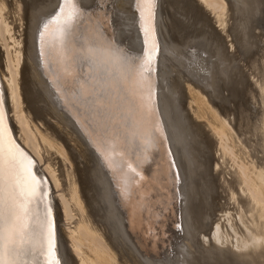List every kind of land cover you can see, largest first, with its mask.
<instances>
[{"label": "bare ground", "instance_id": "obj_1", "mask_svg": "<svg viewBox=\"0 0 264 264\" xmlns=\"http://www.w3.org/2000/svg\"><path fill=\"white\" fill-rule=\"evenodd\" d=\"M47 1L51 5H47L49 9L39 17L35 16L36 0L0 1L2 11L7 3L11 6L10 12L17 16V19L26 18L29 13V18L33 21L31 32L25 34L26 61L21 70L18 68V62H13L6 45L3 50L0 42V100L4 101V122L0 125V137L3 139L4 148L18 156L24 169H28L31 162V172L43 181L39 199L32 208L35 215L48 216L60 264H78L72 255L74 251L71 253L70 248L69 251L66 250V247L70 246L78 249L80 244L77 239L86 242L96 264H152L158 260L162 262L161 259L167 261L169 258L174 260V264H193L187 254L178 252L176 255L172 252V245L176 235L180 233L182 220L185 227L189 228L190 220L193 225L199 223L201 212L194 202L192 179L187 181L182 150L178 147L173 132V126L179 121L180 110L186 112L193 138L206 153L204 169L206 174H209L206 186L212 191L211 197H218L219 188L227 193L231 192L232 195V191L236 192L233 203L242 205L237 208L238 214L242 215L241 222L244 226L250 229V234H246L243 229V232H239V228H236L235 231L241 235L234 245L239 250L237 251L233 249L234 246L229 247L230 238L226 236L228 232L224 225L223 234L217 236L216 229H213V226L215 228L218 224L216 219L209 228L216 232L208 230V235H213L214 240L215 253L211 258L217 259L219 264H264V243L260 244V238L264 241V207L251 199L252 196L256 197V190L252 195L253 189L256 188L252 189L251 198L246 192L245 195L242 193L247 189L240 188L242 181L238 183V179L241 177L236 178L240 174L236 176L235 171L233 174L230 168L224 166L229 159L216 148L219 138L216 137L217 134L214 136L209 128L211 126L213 131L228 139L233 149L235 145L244 146L239 147L241 156H236L241 158L242 167L249 165L250 160L246 159L257 157L251 142L252 137L247 139L246 132L249 133L250 130L245 129L248 104L253 100L257 113L253 128L257 133L261 124L260 70L255 71L252 66L251 69L247 68L246 59L245 31L248 29L245 27V20H248V17L244 8L249 0H192L193 4H188V9L200 20L202 29L198 30L200 35L205 36V43L195 46L189 58L190 62L185 67L184 76L178 84L171 75L175 24L169 8L166 7V14L163 12L167 0H153L151 4L145 0H64L61 7L63 11L60 9L51 19L49 18L55 14L60 0ZM171 1L167 2L169 7ZM256 1L251 5H257ZM192 5L196 6L195 9ZM70 12L74 13L73 23L67 31L65 44L58 46L53 25L48 22L63 18ZM1 13L0 36L7 39L9 29ZM46 20L47 27L44 25L39 37L41 25ZM217 22L223 25L222 27L220 24L221 29L215 27ZM145 29H148L147 34ZM207 38L209 42L214 43L217 57L220 55L221 64L225 67L223 71L215 67L217 57H214L211 46L207 44ZM153 45V70L145 72L141 77V66L147 53L153 50ZM199 47L205 50L207 59L199 53ZM208 48L209 51L206 50ZM93 64L96 69L110 67L113 72L125 73L123 90L119 95L109 98L111 111L119 121L113 122L119 135L110 140V150L102 143L97 123L78 95L82 89L95 83L96 72ZM247 69L257 77L253 87L250 84L254 97L251 102L250 96L248 97L250 88L248 78L246 79V71H249ZM192 70L197 71L199 76L194 77ZM251 74H248V77ZM262 88L264 90V87ZM179 92L182 95L181 106L176 104ZM262 95L264 96V91ZM10 111L14 114L15 123L20 125L19 129L13 125ZM129 116L132 119L131 128L126 123ZM122 117L124 119H121ZM198 118L205 121H199ZM28 120H31V123H51L58 134L56 139H53L54 143L44 137L38 142L30 130ZM262 123L264 132V119ZM15 130L21 132L20 138ZM251 131L253 132L252 129ZM257 136L259 138V135ZM257 136L255 139L260 140ZM237 139L242 142L237 144ZM225 144L228 145L226 142ZM65 150L76 163V169L68 168L65 160L58 158L61 156L66 159ZM254 152L257 155L253 157L251 153ZM184 156L189 159L188 150L184 151ZM220 157L224 159L222 163L219 162ZM43 158L47 164L45 170L48 176L44 173L45 170L42 172L36 168V159L43 162ZM56 165L64 187L60 191L63 193V214L66 219L73 218V211L79 216L77 237L73 231L68 232V228L66 230L62 228L65 226L57 223V219L62 220L64 216L62 212L59 213L58 203L54 202L55 199L50 194V179L56 189L60 187L51 168ZM258 169L259 173L256 174L259 180L253 181L258 187L262 184L261 190L264 193V170L260 180V164ZM246 171L243 170L242 175L248 172ZM225 173H231L232 178L224 177ZM218 202L213 198L205 211L215 216L221 205ZM68 224L70 226V223ZM194 228L196 230V226ZM167 232L169 239L166 240L163 237ZM206 237L209 238L205 236V239ZM248 240H258V243L243 247L242 244ZM175 243L178 244L177 241ZM45 260L46 258L34 259L33 254L26 253L19 264H45Z\"/></svg>", "mask_w": 264, "mask_h": 264}, {"label": "rangeland", "instance_id": "obj_2", "mask_svg": "<svg viewBox=\"0 0 264 264\" xmlns=\"http://www.w3.org/2000/svg\"><path fill=\"white\" fill-rule=\"evenodd\" d=\"M7 1L10 2L11 0H7ZM36 1H37L36 2L37 5L35 7L36 9L34 8L35 9V16L39 17V16H42L43 14H45V11L49 9L48 6H50L51 4H49V2L47 0H36ZM168 1L169 0H167L166 3L164 4L163 12L166 14V12H167L166 7H168L169 10H170V14H173V18L172 19H173L174 24H175V30L173 31L174 48H173V56H172V60H171V68H172V74L171 75L173 76V79L177 83L184 76V71L186 70L185 67L190 62L189 58L191 57V53L194 51L195 46L198 45V44H201V43L202 44L205 43V38H204L205 36L203 34L200 35V33H199L200 31L198 29H200V28L202 29V26H201V24L199 22L200 20L198 19V16L195 13L192 14V11H190V9H188V4H190V2L193 4L192 0H172V1L170 0L172 2V4L170 5V7L168 6V3H167ZM250 1H251V3H250ZM253 1L254 0L247 1L246 2V7L247 8L246 7L244 8V10L247 11V12L245 11V15H246V17H248V20H247V18L245 20L246 21L245 22V27L248 29V30H246V28H245V30L247 31V32L245 31V33H247L246 36H245V39H246V45L245 46H246V50H247L246 51V59L248 61V67L247 68L251 69V66H252V68L254 67L253 69L255 71L260 70L259 71V76H260V96L261 97H260V112H259V117H260V123L261 124H260V131L258 132L259 133L258 134L257 133V130L254 129L255 127H254V123H253V122H255L257 120V118H256V116H257L256 114L257 113H256V106L254 104L255 101L254 100L252 101V99H254V97L252 95L253 92L251 91V88L253 87L252 85L254 83H256V81H257V77H255L254 74L252 75L251 74L252 72H250V70L247 69L249 71H246V72L248 74H251L253 76V78H252L251 75H249V77H248V74L246 73V79L248 78L247 79L248 80V88H250L249 89V92H248V97L250 96L249 97V102L252 101L254 103L251 102V104H248L249 107L247 109V116H248L247 119H250V120L245 119V124H246V127H247L245 129L247 130L249 128L248 129V130H250V131H248L249 133L246 132V135L248 137L247 139L249 140V137H252V139H251V142L253 143L252 145L254 146L255 151L258 154L257 155L256 152L251 153V155L253 157H254L255 154L257 155V157H254V159H253L252 157L248 156V158L249 157L250 158L249 159H246V161L250 160L249 162L250 163H253V160H254L255 163H253L251 165L249 163V165H245V167H242L243 166L242 165L243 162L241 161V158L236 157L237 154L238 155L242 154L241 149L239 150L240 145H242V144H239L240 142H242L241 139H240V142H239V139H237V142H238L237 144H239V146H237V145H235L233 143L235 145L234 146V149H233L232 148V144L230 145V142L228 141V139H226L225 137L220 136L218 133H216V131H213V128H211V126H209V128H210V130H212L213 135L214 134H217L216 137L220 139V140L218 139L217 142H216V148H218L229 159L224 166H227L228 168H230V170L233 171L232 172L233 174H235L234 173V171H235L237 173L236 176H238V174L241 175V176L239 175L238 177L235 176L237 179L239 177H241L240 179H242V180L238 179V183H240L242 181L239 184L240 185V188L242 190H245V189L248 190V191L245 190L244 192L242 191V193L244 194L246 192L249 195V197H250V196H252V195H254L256 193L255 192V190H256L257 191V193L255 194L256 197L252 196V198L251 197L250 198L252 199V201H256V203H258L259 206L261 205L262 207H264L263 206L264 205L263 204L264 203V198H262V197H264V193L261 190L262 189V184L259 185V187H260L259 188L258 187V184L254 182L255 180H259V179H257L259 177L256 174V173H259V169H258L259 164H260V180H261V175H262L263 170H264V162H263L264 161V132H263V123H262L263 122V119H264V98H263L264 96L262 95V93L264 91L263 88H262V87H264V80H263L264 79V2H263L264 0H257V1L255 0L256 1V4H257L255 6H253L254 5V2ZM251 4H253V5H251ZM192 6L195 9L196 6H194V5H192ZM4 9L5 10H3V11L0 9V13L1 12L3 13V19L6 22L7 28L9 29V31H8L9 33L6 34L7 37H9V38L3 39L0 36V42L2 43V49L3 50H5V45H6V47L10 51V55L12 57L13 62L17 61L18 62V68H19V70H21V67L23 66V64L26 61L25 60L26 55H25V52H24V48H25V38H26V35H27L26 33L27 32H31V29L30 28L33 25V21H31V19L29 18L30 17L29 16L30 15L29 13H28V17L23 18V19H21V18L18 17L19 19H17V16L15 17V15H13V13L10 12L11 6L9 4H7V3L5 4ZM30 13H31V10H30ZM248 13H249V15H248ZM37 20H38V18L36 19L35 23L37 22ZM217 23L215 24V27L217 29H221L223 27V25L221 24V22H217ZM220 24L222 25V27H221ZM187 32H189V33L186 34ZM207 41H208V38H207ZM207 44H209V46H211V48L213 50L212 52H214V57L216 58L217 55L215 54V52H217V50L216 49L214 50V46H215V45H213L214 43L212 41H210V42L208 41ZM200 49H197V50H200ZM206 50L209 51V48L206 49ZM159 51H160V49L158 50V52ZM197 52L198 51H196L195 54H197ZM204 52H205L204 49H201L199 51V53L202 55V57H204L205 59H207L208 58L207 57V54L204 53ZM250 53H252V54H250ZM219 57H220V55L215 59L216 64L218 63L217 65L215 64V67H217V69H219V71H223L224 70L223 68H225V67H224V64H221L222 61H221V59ZM259 59H260V61H259ZM260 62L262 63V65H261ZM163 66H164V64L161 65V67H163ZM255 67H256V69H255ZM192 71H191V74L194 77L199 76V74L197 73V71H195V70H192ZM235 71H236V69H235ZM219 75L222 77L221 74H219ZM250 76H251V78H250ZM19 77H20V73H18V78ZM5 79L7 80L8 77H6ZM250 84H251L252 87H250ZM177 88H178V85H177ZM252 90L254 91V88ZM261 90H263L262 93H261ZM176 97H177L176 104L178 105V103H179V105L181 106V104H182V95H181V92H179V94ZM251 106H252V108H251ZM188 107H190V106L188 105ZM254 107H255V109H254ZM178 112H179L178 113L179 114V121H177V125L175 124L173 126V130H174L173 132H174V135H176L175 139H176V142L178 144V147L182 150V160H183L184 167H185L187 181H190L192 179L191 180V182H192L191 188H192V191H193L194 197H195L194 202L198 206V211L199 212L201 211V212H200V215L198 213V215L200 216V220H199V223L200 224L199 223H196V225L195 224L193 225V222L190 220V224L188 225L189 226V228H188V227H185L184 220H182L183 223H182V225L180 224V226H179L180 233L177 234L176 235V239H174V243L177 241L178 244L175 243L176 244V246H175V244L173 243V245H172V252L174 254H176L178 252H181V254H184V253L187 254L188 257H190V259H192L193 264H207V263L208 264H215V263L219 264V262L217 261V259L214 260V258H211V256H213L212 254H214L215 251L213 250V246H214L213 245V241H214L213 240V235H211V234L208 235L209 232L211 230H213V229H216L217 236L220 237L223 234V229H222L223 227L222 226L224 225V227H226V229H227L226 232H228V234H226V236H228L230 238V240L228 242L231 245H229V247L232 248L235 245L236 240H240V238H241V235L239 233L240 230L243 229L246 234H250V229L247 228L246 226H244L243 222H241L242 215L238 214L239 212H238V209L237 208H240L242 205L241 204H238V205L236 204L235 205V203H233V201L235 200L236 195H237L236 192H233L232 191L233 195H235V197L233 198V195L231 194V192L230 193H227L226 191L221 190V188H219L218 189L219 190L218 191V197L216 196V198H215L214 196H212L214 199L217 200V202L219 201L218 204L221 203L220 207H218V210L216 212V215L215 216H212V214H210L207 210L205 211L206 206H208V204L213 199L211 197L212 191L206 186V183H208L207 180H208V175H209V174H206L207 171L204 169V163H205L206 153L200 148V145L198 144V142L193 138L194 137L193 131H192L191 128H189L190 126L188 125V122H187V119H186V116H187L186 115V112L184 110L183 111L180 110ZM9 115H10V118H12V120H14L13 125L16 126L19 129V126L20 125L18 123H15V120L16 119L14 117L13 112L10 111L9 112ZM254 115H255V117H254ZM253 120H255V121H253ZM199 121H205V120L199 119ZM248 121H250V122H248ZM28 124H29L30 130L33 132V134L36 137V139H37L38 142H39V139L41 137H44L46 140H49V141L53 142V139L54 138L56 139V135H58L56 133V129L53 127V125H51V123H50V125H48L47 122H43V123H41V122H39V123H33V121H32V123H31V120H28ZM251 124L253 125L252 128H251ZM251 129L253 130L254 133L251 131ZM189 131L191 133L188 134ZM234 131H236V130H234ZM250 132H252V133H250ZM255 132H256L257 135H259V138L256 135L257 138L258 139L261 138L260 140L255 139L256 138ZM251 134H253V135H251ZM16 135H17L18 138H20L22 134H21V132H19V133L17 132ZM253 137H254V139H253ZM225 142L228 144L227 145L228 148H227ZM29 150L31 151V148H29ZM185 150L186 151L188 150V154L190 155L189 156V159H186L185 156H184V151ZM232 150H233V152H232ZM238 150H239L240 153L238 152ZM246 150L248 151V149H246ZM65 152H66V159L63 158V157H61V156H58V158L60 160H65L66 166L68 168H71V169H74L75 168L76 169V163L70 159V156L68 155V152L66 150H65ZM219 154H220V152H219ZM259 155H260V159H259ZM217 156H218V153H217ZM54 158H56V157H54ZM36 160H37L36 161V168H38L37 170L38 171L41 170L42 172H44L45 167L47 165V164H45L44 158H43V162H40L38 159H36ZM220 160H222V161H220ZM223 161H224V159L222 157H220L219 158V162L222 163ZM258 161H259V163H258ZM51 168H52V170H54V174L57 177V180L59 182L60 187H59V189H56V187L52 183L51 179L48 177L50 179V184H52V186H51L52 189H51L50 194L53 195V198L55 199L54 202L56 201L55 203H58L59 213L62 212V215L64 216V214H63L64 213L63 200L61 198V195H63V193L60 192L62 189H64V187H63V183H62V180H61V177H60V171H59L58 165L51 166ZM217 168H219V166ZM246 168H248V169H246ZM243 170L246 171L247 173H243V175H242ZM44 173L47 174L46 170H45ZM189 174L192 175V177H189L190 176ZM227 175H229V176H227ZM256 175H257V177H256ZM47 176H48V174H47ZM224 177H226L227 179H231L232 178V175H231V173H227V174L225 173ZM223 178H221V179H223ZM245 178H247L248 180L245 179ZM247 182L249 184H247ZM217 183L219 184V182H217ZM252 183H255V185L252 184ZM251 185H252V187H251ZM253 188H256V189H253ZM252 189H253V191H252ZM216 190L217 189H215V191H214L215 193H216ZM251 191L253 192V194L251 193ZM258 196L259 197L261 196L260 197L261 198V201H260V199H259ZM230 198H231V200H229ZM232 198H233V200H232ZM254 198H256L257 200L256 199L253 200ZM239 205H241V206H239ZM203 211H205V213L206 212L207 213L205 214V213H203ZM249 213H248V215L250 216L251 214H249ZM239 215H240V217H239ZM218 218H220V219L222 218L223 220L222 219L219 220ZM216 219H217V223H218L217 225H215L216 227L214 228V226H213V229H209L210 226L213 225V223L215 222ZM57 223L60 226L61 225L65 226V227H62V228L66 229V230L68 228V232H72L73 231L74 236L77 237V235L79 233L78 232L79 216L74 211H73V218L66 219V217L64 216V218L62 220L61 219H57ZM68 223H70V226H69ZM202 223H203V225H201ZM182 226H184V228H181ZM195 226H196V230L194 228ZM200 226H202V227H200ZM237 227L239 228V230H238L239 232L238 231L237 232L235 231ZM208 230H209V232H208ZM243 230H242V232H243ZM216 231H214V233ZM205 236H208L209 237V238L206 237L207 241L205 239ZM208 239L212 243H210V241ZM77 241L80 244V246L78 247V249H75L74 246H70V247H66V250H68V248H70L71 250L70 249L69 250L71 251V253L74 251L72 253V255L78 261V264H82V263L84 264V262L86 264H96L94 262V260H93V256L91 255L92 253H91L90 249L87 247V244H85L86 242L79 241V239H77ZM257 241H255V240H252V241L251 240H248V242L247 241L244 242L243 243L244 245L242 244V246L245 247V245H246V247H251L254 244H256ZM193 242H195V243H193ZM247 243H248V245H247ZM263 243H264V241L261 240V238H260V244H263ZM188 244H189V246H188ZM234 248H235V246L233 247V249ZM234 250H237V249L235 248ZM203 251H204V253H203ZM237 251H239V250H237ZM75 254H77V255H75ZM174 257H175V255H174ZM84 258H86V259H84ZM210 258H211V260H210ZM169 260L165 261V260H162L161 259L162 262H160V260H158V261H156V262H154L152 264H164V263L165 264H172V263L174 264V260H172L170 258H169ZM212 261H213V263H212ZM226 264H229V263H226Z\"/></svg>", "mask_w": 264, "mask_h": 264}, {"label": "snow or ice", "instance_id": "obj_3", "mask_svg": "<svg viewBox=\"0 0 264 264\" xmlns=\"http://www.w3.org/2000/svg\"><path fill=\"white\" fill-rule=\"evenodd\" d=\"M145 2L151 4L153 0H145ZM73 19L74 13L70 12L63 18L49 20L48 23L53 25L58 46L65 44V37ZM145 33H148V29H145ZM154 49L155 45L146 55L139 72L141 77L145 72L152 70ZM93 68L96 72L95 83L82 89L78 95L97 123L98 135L102 143L110 150V140L119 135L113 122L119 123V121L111 111L109 98L119 95L123 90L122 81L125 73L113 72L110 67L96 69L95 64ZM3 105L4 101L0 100V125L4 122ZM126 123L129 128L132 127L130 116L127 117ZM30 165L31 162L29 168L24 169L18 156L4 148L3 139L0 137V264H19L26 253L33 254L34 259L46 258L45 264H60L48 216L35 215L33 212L32 205L39 199L43 181L31 172Z\"/></svg>", "mask_w": 264, "mask_h": 264}, {"label": "water", "instance_id": "obj_4", "mask_svg": "<svg viewBox=\"0 0 264 264\" xmlns=\"http://www.w3.org/2000/svg\"><path fill=\"white\" fill-rule=\"evenodd\" d=\"M63 3H64V0H60V5H59V7L57 8L55 14H54L53 16H51L49 19L53 18L55 15L58 14V12H60V9H61ZM49 19H48V20H49ZM48 20H46V21L41 25V28H40V30H39V37H41L42 29H43L44 25L47 23ZM39 39H40V38H39ZM152 68H153V63H152ZM152 70H153V69H152ZM168 229H169V228H168ZM176 229H177V227H176ZM158 234H160V230H158ZM168 235H169V233L167 232L166 235H165L163 238H166V240L169 239V238H168V237H169ZM161 237H162V236H161ZM159 249H160V248H159ZM161 249H162V248H161Z\"/></svg>", "mask_w": 264, "mask_h": 264}]
</instances>
